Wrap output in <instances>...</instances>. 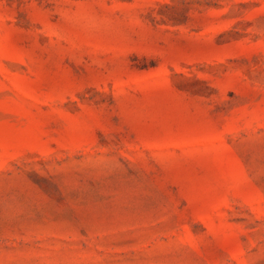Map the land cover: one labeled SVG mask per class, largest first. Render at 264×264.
Segmentation results:
<instances>
[{"label": "rangeland", "instance_id": "obj_1", "mask_svg": "<svg viewBox=\"0 0 264 264\" xmlns=\"http://www.w3.org/2000/svg\"><path fill=\"white\" fill-rule=\"evenodd\" d=\"M0 264H264V0H0Z\"/></svg>", "mask_w": 264, "mask_h": 264}]
</instances>
